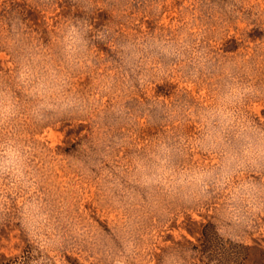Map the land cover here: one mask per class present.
Wrapping results in <instances>:
<instances>
[{
  "label": "rangeland",
  "instance_id": "374dc122",
  "mask_svg": "<svg viewBox=\"0 0 264 264\" xmlns=\"http://www.w3.org/2000/svg\"><path fill=\"white\" fill-rule=\"evenodd\" d=\"M69 22L90 54L72 73L82 104L33 115L20 65L41 53L59 65ZM232 79L251 89L238 122L264 131V0H0V87L20 110L0 140H26L39 177L29 192L0 176L1 264H264V197L235 224L222 192H172L134 168L153 172L161 140L175 169L215 166L196 146L199 114ZM225 143L237 145L233 132ZM233 179L264 186V169Z\"/></svg>",
  "mask_w": 264,
  "mask_h": 264
},
{
  "label": "clouds",
  "instance_id": "9594fccd",
  "mask_svg": "<svg viewBox=\"0 0 264 264\" xmlns=\"http://www.w3.org/2000/svg\"><path fill=\"white\" fill-rule=\"evenodd\" d=\"M86 29L69 22L61 30L57 43L61 49L62 62L52 63L41 54L30 55L20 65L16 86L24 87L27 95L37 103L31 109L36 115L42 110L78 109L82 101L72 88V73L89 61ZM167 52L168 49H163ZM251 89L232 79L218 94L216 103L199 114L200 137L196 141L199 150L212 156L215 166L203 162L180 169L170 166L173 147L166 140L157 142L150 153L155 162L150 174L142 159L134 162L136 174L145 183H159L166 190H177L186 195L206 196L210 188L223 193L222 218L235 224L244 221L246 208H253L264 197V186L238 180L234 177L247 171L264 169V131L241 126L235 112L236 105ZM19 106L11 87H0V126H10L19 116ZM233 132L237 145L225 143V133ZM32 146L16 136L0 140V176L12 181V188L20 186L35 191L39 179L30 166ZM32 213L39 212V205L27 206ZM44 219V217H39Z\"/></svg>",
  "mask_w": 264,
  "mask_h": 264
},
{
  "label": "trees",
  "instance_id": "16d2710c",
  "mask_svg": "<svg viewBox=\"0 0 264 264\" xmlns=\"http://www.w3.org/2000/svg\"><path fill=\"white\" fill-rule=\"evenodd\" d=\"M246 249H248V248H246ZM240 255H242V253L240 252ZM245 255V254H244ZM1 257V256H0ZM4 260V258L2 257L1 259H0V264H1V262Z\"/></svg>",
  "mask_w": 264,
  "mask_h": 264
}]
</instances>
